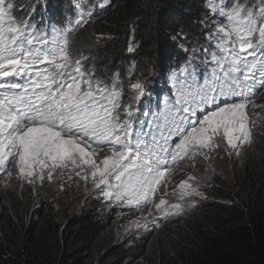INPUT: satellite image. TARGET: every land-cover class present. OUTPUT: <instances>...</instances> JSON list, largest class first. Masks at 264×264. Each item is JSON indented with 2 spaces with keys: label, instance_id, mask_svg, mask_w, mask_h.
<instances>
[{
  "label": "snow or ice",
  "instance_id": "obj_1",
  "mask_svg": "<svg viewBox=\"0 0 264 264\" xmlns=\"http://www.w3.org/2000/svg\"><path fill=\"white\" fill-rule=\"evenodd\" d=\"M113 3L68 0L75 19L41 27L33 23L39 5L0 0V187L38 195L46 183L74 176L109 207L147 211L131 222L137 237L208 199L195 173L175 186L177 202L158 196L168 195L172 165L195 167L221 152L238 159L251 146L249 109L264 91V0H205L206 44L183 30L170 34L182 55L173 63L161 53L168 94L143 119L139 102L152 95L146 80L130 83L125 102L114 80L110 86L71 53L69 36L96 17L97 5L104 12Z\"/></svg>",
  "mask_w": 264,
  "mask_h": 264
},
{
  "label": "trees",
  "instance_id": "obj_2",
  "mask_svg": "<svg viewBox=\"0 0 264 264\" xmlns=\"http://www.w3.org/2000/svg\"><path fill=\"white\" fill-rule=\"evenodd\" d=\"M28 2L18 0V5ZM31 4L39 5L34 22H41L46 13L67 27L68 0H31ZM93 10L100 11V6ZM110 10L73 32L69 43L73 57L85 67L92 63L96 76L110 86L114 80L122 94L133 80L161 74V53L171 54L173 63L182 55L170 38L173 32L183 30L192 41L206 44L200 25L205 0H114ZM31 11L28 8L24 18ZM129 46L135 51L129 52ZM260 137L241 155L238 192L231 191L224 179H210L206 171L201 184L208 199L189 210L194 214L188 212L155 239L137 246L121 243L129 237L121 239L95 206L39 213L30 197L21 203H16L17 194L11 200L2 197L0 264H264V157H255L264 148V134ZM221 154L229 164L227 155ZM40 203L46 204L47 197L41 196Z\"/></svg>",
  "mask_w": 264,
  "mask_h": 264
},
{
  "label": "clouds",
  "instance_id": "obj_3",
  "mask_svg": "<svg viewBox=\"0 0 264 264\" xmlns=\"http://www.w3.org/2000/svg\"><path fill=\"white\" fill-rule=\"evenodd\" d=\"M205 8H206V4H205ZM48 23L54 24L51 21ZM94 67L95 66L91 63L86 68L92 70L96 75V70H94L95 69ZM142 79L147 81L148 90L150 93H152V95H151V98H149L148 95H145L143 97L142 101L139 102V109H140L139 115H140L141 119L144 118V116H143L144 111L149 110V109H151L152 111H157L158 110L157 109V100L159 99L162 102L164 96H166L168 94V85L165 82V78L162 77L161 74H152L149 77L143 76ZM134 81L135 80H133V82ZM157 89H158V91H157ZM129 90H130V87L128 88V90H126L122 94V99L125 102H127L131 99V93L132 92H130V94H127ZM263 95H264V91H261L259 93V95H257L255 97V99L252 101V103L255 104L257 107L254 109H251V108L249 109L250 117L256 121V126L253 129L254 137H255L257 128H259L260 124L263 121L260 118L261 117L260 114L258 116H256V112H257L256 109H258V107H259L257 102H258V99L260 97H262ZM147 100H148V102H146ZM133 106L136 107V103H134ZM149 119H151V117H149ZM253 142H256V138L253 139ZM253 142H252V144H253ZM198 161H201V158H198ZM190 164H191L190 161H179L177 164L172 165L171 166V174H170V176L167 177L169 180V186L167 188L168 195L165 196L164 192H162V191L158 192L157 195L158 196H164V198L171 203L177 202V197L173 196L172 193L175 189V186L180 183L181 179L186 178L187 175L192 173L191 172L192 167L190 166ZM166 176H167V174H166ZM199 176L200 175H198L197 177H199ZM66 180H68V179H62V180L58 181L59 183H56L55 181L51 184L46 183L45 186L39 190L38 195H33L31 190L27 189V188L23 191V195H21V190L19 187H16L15 189L8 188V190H6L5 188H1L0 189V198L7 197L9 200H11L12 194H17V195H19V198H18V201L16 203H21V202H23L25 197H30L32 200V204L36 206L33 210H35V209L39 210V213L54 212L52 209H49L50 201L53 199V197L55 195V194H53L54 193L53 191L55 190L57 192V190L60 188V184ZM203 181H204V179H201V183ZM78 183L81 187V191L83 189H85V185L82 181H80ZM87 189L89 192L84 197V199L80 205L88 204L90 206H95V209L99 208L101 210L102 214L105 215L106 217H108V219L110 218V211L113 212L115 214V216H120V217L123 215L129 214V215H137V216H139V218H141L142 215H145V216L147 215V211H145V213L142 214L140 211H138L132 207H129V206L109 207L108 204L102 200V198H99L96 195H93V192L95 190L93 189L91 183H89L87 185ZM177 195H178V190H177ZM41 196L47 197V203L46 204L40 203ZM12 204H14V203H12ZM47 207H48V209H47V211H45ZM55 212H57V211H55ZM188 212H189V210L186 213H188ZM182 216L179 219L173 218L170 221L169 220H162L161 221V227L156 228L154 231L143 232L142 236H137V237H133L131 235L132 232L136 231V228L129 229L128 232L125 231L126 229L119 230V229H116L115 227H112V226L110 228L113 229L116 234H120L121 235L120 237H122L121 239H123L124 236L129 237V240L123 241L121 243L128 244V243L132 242V244H131L132 246H137V245L142 244V243H147V242H149V240L155 239L156 236L159 235L162 232V230L168 224H173L177 221H180ZM166 223H167V225H165ZM145 239H147V240H145Z\"/></svg>",
  "mask_w": 264,
  "mask_h": 264
},
{
  "label": "rangeland",
  "instance_id": "obj_4",
  "mask_svg": "<svg viewBox=\"0 0 264 264\" xmlns=\"http://www.w3.org/2000/svg\"><path fill=\"white\" fill-rule=\"evenodd\" d=\"M112 9V7L110 8ZM110 9H107L104 12H100L97 13L96 17L91 20V21H97L102 19L103 17H105L106 13H111L112 11ZM104 13V14H103ZM89 21V22H91ZM52 23H47L44 25L48 26L51 25ZM50 32V29H49ZM258 109H256V116H258L260 114V118L263 120L262 123L260 124L259 128H257L255 137L256 141L261 140L262 138L260 136H262L264 133L263 131V127H264V95L262 97H260L258 99ZM262 152V153H261ZM244 153V151L242 152V154ZM261 153V154H260ZM241 154V155H242ZM259 155V156H258ZM255 157L257 158H263L264 157V148L259 149L256 154ZM236 157L233 156L230 161L229 164H226L223 159V155L220 154L218 156H213L211 157L208 161H204L203 158L201 159V161H198V163L196 164L195 167H192L191 172L195 173L196 176L200 175L199 177L201 179H205L207 177V173L206 171L209 172V176L210 179H216V176L218 178L224 179L225 182L228 184V187H232L230 188V190H234L236 192H238L240 186V183L238 182L240 180V178L242 177V166H241V162H242V158L241 156L238 159H235ZM259 160V159H258ZM227 162V163H228ZM260 162V161H259ZM191 163V162H190ZM207 166L210 168L208 169ZM257 168L259 167V165L256 166ZM214 170V171H213ZM182 172V171H181ZM213 172V173H212ZM217 172V173H215ZM215 177V178H214ZM62 179H67V175H65L63 178L58 177L57 180L55 181L56 183H59L58 181L62 180ZM80 182L78 180V178L73 176V179L71 181L66 180L63 181L62 184L64 185L63 190L61 191L60 188L57 190V192L54 190L53 194L54 197L53 199L50 201V207L49 209H52L53 211H69V212H73L76 210V208L81 204V202L83 201L84 197L88 194V190L87 192L85 191V189H83L81 191V187L79 185ZM3 187H0V189ZM8 190V188L6 189ZM242 194V192H239L237 195ZM48 207L46 208L45 211H47ZM140 219L139 216L137 215H123V216H115V214L113 212L110 211V218L108 219L109 222H111V226L115 227L116 229L122 230V229H134L135 225L132 224V221L138 220ZM167 225V223L165 224ZM164 225V226H165Z\"/></svg>",
  "mask_w": 264,
  "mask_h": 264
},
{
  "label": "bare ground",
  "instance_id": "obj_5",
  "mask_svg": "<svg viewBox=\"0 0 264 264\" xmlns=\"http://www.w3.org/2000/svg\"><path fill=\"white\" fill-rule=\"evenodd\" d=\"M93 11H95V10H93ZM100 12H101V11H97L96 13H100ZM67 17H68L69 19H73V20L75 19V17H72L71 15H68ZM67 17H66V18H67ZM66 18H65V19H66ZM25 19H27V18H25ZM65 19H64V20H65ZM93 19H94V18L90 19L89 21H91V20H93ZM64 20H63V21H64ZM50 21L53 22L54 24H56L57 22H60L59 20L53 19V18L47 16L46 13H44V16H43L41 22H38V23H37V22H34V21H33V23L40 24L41 27H44V25L47 24V23L50 22ZM76 31H77V30H76ZM71 37H72V36H71ZM204 43H205V42H204ZM150 75H151V74H150ZM235 159H237V158H235ZM213 171H214V170H213ZM212 173H213V172H212ZM215 173H217V172H215ZM214 178H215V177H214ZM216 179H218V177H217ZM196 208H197V207H196ZM194 212H195V211H194ZM189 213H193V212H189ZM186 214H187V213H186ZM186 214H185V215H186ZM193 214H194V213H193ZM183 220H184V219H183ZM174 224H175V223H174ZM115 227H116V226H115ZM163 227H164V226H163ZM168 227H169V226H168ZM166 228H167V227H166ZM166 232H167V231H166Z\"/></svg>",
  "mask_w": 264,
  "mask_h": 264
}]
</instances>
